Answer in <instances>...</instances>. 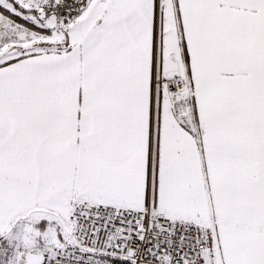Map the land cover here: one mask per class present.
Segmentation results:
<instances>
[{"label":"snow or ice","instance_id":"1","mask_svg":"<svg viewBox=\"0 0 264 264\" xmlns=\"http://www.w3.org/2000/svg\"><path fill=\"white\" fill-rule=\"evenodd\" d=\"M0 264H264V0H0Z\"/></svg>","mask_w":264,"mask_h":264}]
</instances>
